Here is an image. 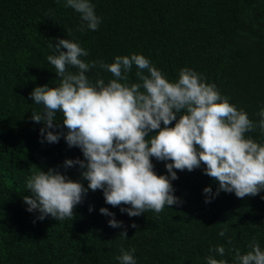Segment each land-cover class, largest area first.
<instances>
[{
  "label": "trees",
  "instance_id": "16d2710c",
  "mask_svg": "<svg viewBox=\"0 0 264 264\" xmlns=\"http://www.w3.org/2000/svg\"><path fill=\"white\" fill-rule=\"evenodd\" d=\"M66 3L0 0V264H122L118 257L132 249L136 264H207L209 256L238 264L230 249L247 254L255 243L264 251V190L245 198L218 192L219 182L203 165L175 170L178 179L171 182L179 203L159 213L130 217L121 212L130 206L113 207L102 190L90 189L70 218L41 220L39 210L28 211L27 178L35 171L55 169L88 187L84 169L65 167L67 159L84 160L81 149L69 147L63 136L47 142L40 131L46 125L32 120L43 112L30 96L33 90L59 85L47 60L56 54L58 39L78 43L88 52L81 59L96 62L86 73L92 83L114 78L100 61L139 54L169 81L178 80L185 67L194 70L257 125L264 108V0H90L101 18L96 31H81L86 22ZM137 71L133 64L129 83L140 82ZM55 120L53 131L66 135L62 114ZM246 136L264 144L258 126ZM170 162L152 158L155 172L169 178ZM101 208L122 226L111 227L113 217ZM219 245L224 256L211 251Z\"/></svg>",
  "mask_w": 264,
  "mask_h": 264
},
{
  "label": "clouds",
  "instance_id": "9594fccd",
  "mask_svg": "<svg viewBox=\"0 0 264 264\" xmlns=\"http://www.w3.org/2000/svg\"><path fill=\"white\" fill-rule=\"evenodd\" d=\"M66 6L86 22L81 31L85 27L98 30L101 18L90 0H67ZM54 49L56 54L47 60L59 77V85L33 90L30 96L43 106V112L33 113L32 120L46 125L40 131L47 142L58 143L63 136L69 147L81 149L84 160L67 159L65 167L79 165L84 169L82 177L88 187L55 169L33 172L26 184L31 195L25 196L24 202L29 212L39 210V219L49 215L58 221L72 217L89 189L102 190L105 202L113 207L130 206L121 208L130 217L148 210L159 213L165 205L179 203L171 182L178 179L175 170L193 171L202 165L204 173L219 182L218 192H234L238 198H245L264 190V144L246 136L257 126L264 132V108L258 113L257 125L194 70L185 67L178 80L169 81L139 54L116 56L110 64L100 61V67L114 78L107 83L103 79L92 83L86 73L96 62L90 65L81 59L88 55L84 48L70 39H58ZM133 64L139 83L128 82ZM57 113L63 116L66 135L53 131L58 126L54 123ZM153 157L171 161L166 164L171 178L155 172ZM211 192V187L204 189L205 194ZM100 212L113 217L111 227L122 226L107 208ZM121 236L127 237V232ZM251 248L247 254L230 249L234 261L264 264L259 244ZM211 251L224 256L226 250L219 245ZM131 252L123 251L118 257L122 264H136ZM207 264L227 261L209 256Z\"/></svg>",
  "mask_w": 264,
  "mask_h": 264
}]
</instances>
